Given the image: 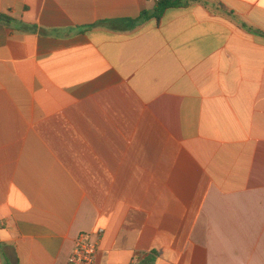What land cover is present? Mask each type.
<instances>
[{
    "label": "crops",
    "instance_id": "crops-1",
    "mask_svg": "<svg viewBox=\"0 0 264 264\" xmlns=\"http://www.w3.org/2000/svg\"><path fill=\"white\" fill-rule=\"evenodd\" d=\"M201 1L0 0V264H264V0Z\"/></svg>",
    "mask_w": 264,
    "mask_h": 264
},
{
    "label": "built area",
    "instance_id": "built-area-1",
    "mask_svg": "<svg viewBox=\"0 0 264 264\" xmlns=\"http://www.w3.org/2000/svg\"><path fill=\"white\" fill-rule=\"evenodd\" d=\"M157 0H154L156 2ZM102 230L97 232L99 238ZM98 248L92 241V234L87 232L80 233L75 239L72 252L66 264H96Z\"/></svg>",
    "mask_w": 264,
    "mask_h": 264
},
{
    "label": "trees",
    "instance_id": "trees-1",
    "mask_svg": "<svg viewBox=\"0 0 264 264\" xmlns=\"http://www.w3.org/2000/svg\"><path fill=\"white\" fill-rule=\"evenodd\" d=\"M203 3L201 0H157L155 2V7H154V14L153 17L155 20H159L163 13L167 9L171 8H187L191 3ZM218 10H222V6H217ZM143 15H141L142 17ZM140 18H138L139 20ZM243 28H246V26L243 25Z\"/></svg>",
    "mask_w": 264,
    "mask_h": 264
}]
</instances>
